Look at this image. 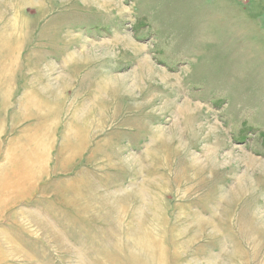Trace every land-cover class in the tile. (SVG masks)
Listing matches in <instances>:
<instances>
[{"label": "rangeland", "instance_id": "rangeland-1", "mask_svg": "<svg viewBox=\"0 0 264 264\" xmlns=\"http://www.w3.org/2000/svg\"><path fill=\"white\" fill-rule=\"evenodd\" d=\"M5 73L0 264H264V0H0Z\"/></svg>", "mask_w": 264, "mask_h": 264}, {"label": "crops", "instance_id": "crops-1", "mask_svg": "<svg viewBox=\"0 0 264 264\" xmlns=\"http://www.w3.org/2000/svg\"><path fill=\"white\" fill-rule=\"evenodd\" d=\"M16 13L14 12V15H15ZM14 39V38H13ZM21 43V42H20ZM18 44L17 46H21V44ZM15 43H10V45L11 46H16V45H14ZM10 74H8V73H5V76L3 75V74H0V84L1 83H6V84H9L10 86L12 85V82H11V84L10 83H8V80L9 81H11V79H12V76H9ZM13 81V80H12Z\"/></svg>", "mask_w": 264, "mask_h": 264}, {"label": "bare ground", "instance_id": "bare-ground-1", "mask_svg": "<svg viewBox=\"0 0 264 264\" xmlns=\"http://www.w3.org/2000/svg\"><path fill=\"white\" fill-rule=\"evenodd\" d=\"M98 89H99V91H102V86H100ZM94 98H95V96L92 98L93 102L95 104L96 99H94ZM94 106L96 107V104ZM96 112H101V110L100 109H92V110L89 109L86 114L89 115V117L91 116L95 120V117L93 115H95ZM98 120H100V118H98Z\"/></svg>", "mask_w": 264, "mask_h": 264}]
</instances>
